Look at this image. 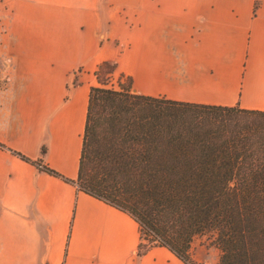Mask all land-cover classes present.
<instances>
[{"label": "crops", "instance_id": "0c3cea01", "mask_svg": "<svg viewBox=\"0 0 264 264\" xmlns=\"http://www.w3.org/2000/svg\"><path fill=\"white\" fill-rule=\"evenodd\" d=\"M2 2L0 264H191L77 184L90 89L115 59L139 93L264 111V0Z\"/></svg>", "mask_w": 264, "mask_h": 264}, {"label": "trees", "instance_id": "16d2710c", "mask_svg": "<svg viewBox=\"0 0 264 264\" xmlns=\"http://www.w3.org/2000/svg\"><path fill=\"white\" fill-rule=\"evenodd\" d=\"M117 67L103 61L90 89L80 189L130 213L143 251L167 246L193 264L206 236L217 264H264V111L139 93L130 76L115 86Z\"/></svg>", "mask_w": 264, "mask_h": 264}, {"label": "rangeland", "instance_id": "374dc122", "mask_svg": "<svg viewBox=\"0 0 264 264\" xmlns=\"http://www.w3.org/2000/svg\"><path fill=\"white\" fill-rule=\"evenodd\" d=\"M3 5V2L2 0H0V9ZM0 15H7L6 13L3 14L2 10H0ZM2 59H4L2 61ZM8 60L6 58H2L1 57V60H0V67L4 66L3 65V62H7ZM13 66V64H12ZM15 66L16 63H15ZM75 73H76V70H75ZM97 73V72H96ZM95 73V74H96ZM127 77L125 74H119V73H114L113 76L111 77V83L115 86L118 85V82L119 81H127ZM74 76L72 77V80H71V83H73L75 80H74ZM191 252H194V254H197V256H193L191 255V262L193 264H205L204 262V259H208V262L207 264H217L218 262V255H219V252L218 250L212 248L209 246V241L207 239L206 236H201V237H197L195 238V240L193 241V244H192V248H191Z\"/></svg>", "mask_w": 264, "mask_h": 264}]
</instances>
